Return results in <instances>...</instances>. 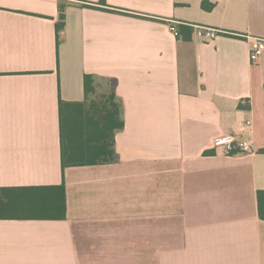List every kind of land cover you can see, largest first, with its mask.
Segmentation results:
<instances>
[{
    "label": "crops",
    "instance_id": "1",
    "mask_svg": "<svg viewBox=\"0 0 264 264\" xmlns=\"http://www.w3.org/2000/svg\"><path fill=\"white\" fill-rule=\"evenodd\" d=\"M249 38L264 39V0H0V188L66 193L64 220H0V264H264V54L251 63ZM85 75L115 83L117 161L62 170L59 103L85 101ZM227 135L256 152L213 147Z\"/></svg>",
    "mask_w": 264,
    "mask_h": 264
},
{
    "label": "trees",
    "instance_id": "2",
    "mask_svg": "<svg viewBox=\"0 0 264 264\" xmlns=\"http://www.w3.org/2000/svg\"><path fill=\"white\" fill-rule=\"evenodd\" d=\"M84 3V0H81ZM102 10H109L100 2ZM95 8L91 5H82ZM65 5H59L55 23L56 46L64 28ZM210 10L212 5L202 3ZM105 87V88H103ZM85 101L59 103V136L61 169L77 166L110 164L117 161L115 135L123 129L120 103L115 83L101 82L91 75L83 78ZM105 90L104 93H101ZM264 94V88H263ZM259 218L264 221V191L256 193ZM66 193L64 184L48 187L0 188V220H64Z\"/></svg>",
    "mask_w": 264,
    "mask_h": 264
},
{
    "label": "built area",
    "instance_id": "3",
    "mask_svg": "<svg viewBox=\"0 0 264 264\" xmlns=\"http://www.w3.org/2000/svg\"><path fill=\"white\" fill-rule=\"evenodd\" d=\"M72 3L83 4L81 0H68ZM194 34L199 39L203 40L204 42H211L217 36L221 34L219 30L208 28V27H201V26H192ZM169 31L178 36V32L174 26H169ZM250 39V51H249V60L251 63L257 62L261 56L264 54V39L261 38H249ZM241 107H247L249 109V99H241L239 101ZM246 127H250L251 122L246 121ZM214 148H221L225 155H232V154H248L252 155L256 152L254 143L251 139H236L233 136H221L217 138L213 142Z\"/></svg>",
    "mask_w": 264,
    "mask_h": 264
},
{
    "label": "rangeland",
    "instance_id": "4",
    "mask_svg": "<svg viewBox=\"0 0 264 264\" xmlns=\"http://www.w3.org/2000/svg\"><path fill=\"white\" fill-rule=\"evenodd\" d=\"M103 88H105V87H103ZM104 92H105V90H102V91H101V93H104Z\"/></svg>",
    "mask_w": 264,
    "mask_h": 264
}]
</instances>
